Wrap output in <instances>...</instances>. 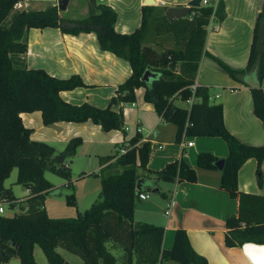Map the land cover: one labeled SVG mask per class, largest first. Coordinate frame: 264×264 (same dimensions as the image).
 Segmentation results:
<instances>
[{"label": "trees", "instance_id": "16d2710c", "mask_svg": "<svg viewBox=\"0 0 264 264\" xmlns=\"http://www.w3.org/2000/svg\"><path fill=\"white\" fill-rule=\"evenodd\" d=\"M22 1L0 0V202L16 200L12 191L4 188L14 169L18 170V184L31 188L33 195L19 202V213L12 217L0 215V264H10L13 258L19 264H37L36 246L43 250L49 264L66 263L58 249L80 257L84 264H164L169 260L208 264L195 253L184 230L177 231L172 249L165 251V228L135 221L136 202L142 193L137 190V182L141 178L196 182L195 171L183 161L168 164L159 172L149 170L150 146L138 145L140 133L127 140V152L117 166L106 165L111 157L100 159L103 167L96 174L102 181L100 200L86 212L72 220H59L49 218L45 210L46 196L55 191L45 179V171L68 180L71 175L65 164L55 160L52 146L31 140V130L23 125L21 114L41 112L45 126L92 122L105 132L125 133L123 106L136 102L135 91L139 88L146 89L145 99L154 104L157 113L178 127L177 142L184 133L225 141L229 156L224 160L221 189L238 206L237 213L226 222L225 244L229 248L247 243L264 245V197L243 193L238 187L239 171L248 160L257 161V173L262 175L264 146L245 145L229 133L222 105H211L209 91L203 87L195 91L196 101L190 109L175 105L177 101L187 103L193 96L191 86L196 82L202 57L209 55L205 52L206 26L214 13L213 6L193 8L188 16L171 21L165 16L166 11L143 7L141 27L131 34H122L115 29L117 13L95 0L91 1L88 17L79 21L65 20L57 7L16 11L15 5ZM214 16L216 20L224 17L220 4ZM64 21L76 27H63ZM46 28H59L74 36L94 32L102 51L129 62L132 74L118 87L108 107L101 109L89 103L77 106L61 98L62 92L86 87L78 75L59 79L42 69L17 66L16 59L27 53L28 32ZM159 36L168 37L172 48L156 50L151 43ZM214 60L234 78L257 68L258 79L264 84V9L255 25L247 68L237 71ZM148 70L157 76L146 82L144 75ZM251 92L255 115L264 125L262 86ZM81 143L80 138L73 139L66 148L67 157L73 156ZM217 161L210 154H199L197 166L216 170ZM109 245L121 254L115 256Z\"/></svg>", "mask_w": 264, "mask_h": 264}, {"label": "crops", "instance_id": "0c3cea01", "mask_svg": "<svg viewBox=\"0 0 264 264\" xmlns=\"http://www.w3.org/2000/svg\"><path fill=\"white\" fill-rule=\"evenodd\" d=\"M91 1H85L79 16L78 12H72L76 9L78 0H70L65 11L58 9L59 14L65 20L85 19L89 15ZM99 1L117 13L116 31L131 34L142 25L143 7L162 12L172 7H187L192 0ZM147 1H153L154 4L147 5ZM209 1L208 6H222L224 17L221 20L214 19V30L207 34L205 52L209 55L202 57L196 83L209 91L211 105H222L224 125L229 133L245 145L264 146V125L254 112L252 88L242 81V77L230 76L214 60L215 58L237 71L247 68L254 29L264 9V0ZM58 2L59 0H24L22 10L44 11L52 7L58 8ZM74 27L76 26L66 28ZM167 38L155 37L151 45L158 51L171 49L170 39L163 42ZM27 44V53L16 59L17 66L42 69L59 79L78 75L85 82L86 87L61 93V98L72 105L89 103L101 109L108 107L111 99L116 96L118 87L132 74L129 62L101 50L94 32L74 36L63 33L59 28L31 29ZM262 89L264 92V84ZM145 93V88L137 89L136 102L123 106L125 133L120 130L105 132L101 126L92 122H61L45 126L41 112L23 113L21 119L23 125L31 130V140L52 146L55 157L66 155L64 163L69 171L66 161L77 156L87 159L89 163L94 161L91 165L94 168L91 169L97 173L103 167L100 165L103 157L112 158L106 165L117 166L121 157L120 150H127V140L140 133L142 139L138 145L148 143L150 146L149 170L159 172L168 164L183 161L195 171L196 182L151 181L157 179L155 176L141 178L145 181L141 194L152 193L154 197L149 194L148 199L139 198L140 204L137 205L136 202L135 207V221L164 227L165 251L172 249L176 233L182 229L195 253L205 258L208 264H264V245L247 243L242 247L226 246V222L237 213V202L221 189L222 171L217 167L216 170H209L197 166L199 154H210L219 160H225L229 156L225 141L218 137L186 135L185 139L182 136L181 141L177 142L178 127L157 113L154 104L146 101ZM175 105L184 109L191 107V104L180 101L175 102ZM130 127L134 130L129 134ZM76 138H80L82 143L73 156L67 157L66 148ZM190 141L193 146L187 147ZM54 145L64 148L57 149ZM257 168L255 159L248 160L239 171L238 187L243 193L264 197V162L261 176H258ZM149 181L151 183H147ZM65 186L70 187L69 184ZM85 190L86 188H80L79 192ZM26 194L21 201L33 195L32 189L27 188ZM171 203L174 205L170 208ZM167 210H170L169 216H166ZM64 259L66 260L65 257ZM164 264L180 263L169 260Z\"/></svg>", "mask_w": 264, "mask_h": 264}, {"label": "rangeland", "instance_id": "374dc122", "mask_svg": "<svg viewBox=\"0 0 264 264\" xmlns=\"http://www.w3.org/2000/svg\"><path fill=\"white\" fill-rule=\"evenodd\" d=\"M85 1L87 0H78V4L76 9L74 8L72 12H78V15L81 14L83 6H85ZM97 3H102L99 0H96ZM71 8V6L69 7ZM77 10V11H76ZM71 12V13H72ZM70 13V14H71ZM162 13H164L162 11ZM161 13V14H162ZM169 38L164 39L163 42L168 41ZM157 46V45H155ZM168 47V44L166 45ZM171 46L173 43L171 42ZM133 130L130 127V131L133 133ZM57 149H61L64 147H59L58 145H54ZM66 163H68L70 167V180L52 173L50 171H45V179L48 180L55 189L54 193L46 196L45 198V208L48 214V217L51 219H59V220H72L79 216V214H83L86 212L94 203L100 200V193L102 189L101 179L97 174V171H93L94 167L91 165L94 161H89L83 157L77 156L74 158H69ZM65 164V163H64ZM97 163V167H98ZM92 168V169H91ZM91 171V172H90ZM92 173V174H91ZM94 173V174H93ZM86 175V176H83ZM259 176V175H258ZM18 170L14 169L9 178L4 182V188L7 190H11L15 201L13 203H5V213L4 216L12 217L15 214L19 213V202L26 197L27 187L17 182ZM69 184L70 187H66L65 185ZM101 186V187H100ZM85 189V191L79 192V190ZM61 190V191H60ZM151 197H154V194L149 193ZM140 204V201H137V205ZM111 252L115 256H119L121 253L120 250H114L109 245ZM60 255L66 258V262L70 264H84L83 260L73 254L68 253L63 249L57 250ZM34 257L37 264H49L43 250L36 246L34 249ZM10 264H19L16 258L11 260Z\"/></svg>", "mask_w": 264, "mask_h": 264}, {"label": "water", "instance_id": "95a60500", "mask_svg": "<svg viewBox=\"0 0 264 264\" xmlns=\"http://www.w3.org/2000/svg\"><path fill=\"white\" fill-rule=\"evenodd\" d=\"M70 0H59L58 2V9L60 11H65L67 9V6L69 4ZM147 5H152L154 4L153 1H147L146 2ZM201 4V0H192L188 3L187 7L184 8H176V7H172L167 9L166 11V18L171 21L177 18H183L188 16L191 13V10L193 8L199 7ZM63 25L66 27H71L74 26L72 24H69L67 22H63ZM157 75L156 74H152L149 70L146 71L145 75H144V81L149 82L151 79L155 78ZM242 81L247 84V86H249L252 89H259L262 86L261 81L258 79V71L257 68H253L251 71H249L245 76L242 77ZM66 159V155H57L55 157V160L60 163L63 164L64 161ZM225 162L224 160H219L215 163V166L222 171L224 168ZM144 183L145 181L143 179H140L137 182V190L138 191H143L144 190ZM153 193H155V191H153ZM14 246V245H13ZM65 264H68L67 262Z\"/></svg>", "mask_w": 264, "mask_h": 264}, {"label": "built area", "instance_id": "2783aa9c", "mask_svg": "<svg viewBox=\"0 0 264 264\" xmlns=\"http://www.w3.org/2000/svg\"><path fill=\"white\" fill-rule=\"evenodd\" d=\"M101 1H102V0H101ZM201 4H203V5H205V6H208V5H210V1H209V0H203V1H201ZM23 8H24V7H23V3H22V2H18V3L15 5V7H14V9H15L16 11H21ZM213 9H214V13H215L216 6H213ZM214 13H213V15H212L211 18H210V22H209V24L206 26V30H207V32H211V31L214 30V25H213V23H214V19H215ZM198 88H199V86H198V84H197L196 82H195L194 85L191 86V90H192V92H193V96L188 100L187 103H189V104L192 105V103H193L194 101H196V98H195V91H196ZM185 138H186V134L184 133V134H183V139H185ZM192 146H193V142H192V141H190V142L187 143V147H192ZM126 152H127V150L124 148V149H121V150H120V153H119V154L122 156V155L126 154ZM28 191H29V190H28ZM139 198L142 199V200L148 199V198H149V194H140V195H139ZM173 205H174V203H171V204H170V208L173 207ZM5 210H6V208H5V202H0V215H4ZM169 214H170V210H167V211H166V216H169ZM0 243H1V239H0ZM0 253H1V251H0Z\"/></svg>", "mask_w": 264, "mask_h": 264}]
</instances>
